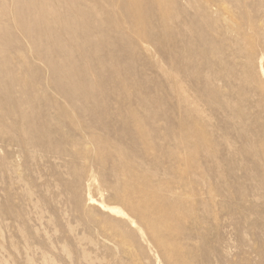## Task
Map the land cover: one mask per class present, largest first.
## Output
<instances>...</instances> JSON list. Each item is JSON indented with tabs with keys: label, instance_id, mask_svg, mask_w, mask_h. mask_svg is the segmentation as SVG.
<instances>
[{
	"label": "rangeland",
	"instance_id": "1",
	"mask_svg": "<svg viewBox=\"0 0 264 264\" xmlns=\"http://www.w3.org/2000/svg\"><path fill=\"white\" fill-rule=\"evenodd\" d=\"M0 264H264V0H0Z\"/></svg>",
	"mask_w": 264,
	"mask_h": 264
},
{
	"label": "bare ground",
	"instance_id": "2",
	"mask_svg": "<svg viewBox=\"0 0 264 264\" xmlns=\"http://www.w3.org/2000/svg\"><path fill=\"white\" fill-rule=\"evenodd\" d=\"M42 33L44 34V35H47V34H49V31H48V29L46 30V29H43L42 30Z\"/></svg>",
	"mask_w": 264,
	"mask_h": 264
}]
</instances>
